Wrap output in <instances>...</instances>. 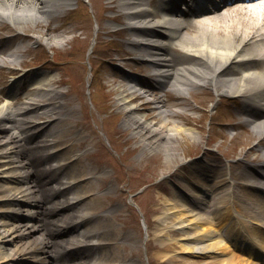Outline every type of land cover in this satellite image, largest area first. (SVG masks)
I'll return each mask as SVG.
<instances>
[{
    "label": "rangeland",
    "instance_id": "obj_1",
    "mask_svg": "<svg viewBox=\"0 0 264 264\" xmlns=\"http://www.w3.org/2000/svg\"><path fill=\"white\" fill-rule=\"evenodd\" d=\"M110 1L99 0L98 6L96 0H75L70 7H61V11L49 18V26L42 22L36 26L29 23L22 28L0 21V45L8 42L23 54L19 65H0V102L4 100L2 95L10 89L11 77L22 79L29 93L33 92L28 85L30 77L41 78L44 76L41 73L55 76L52 86L55 92L51 93L53 100L42 96L40 103L24 114L23 118L28 119L25 125L21 118L13 122L17 131L22 129L24 141L18 155L22 161L29 162L27 169L33 173L27 181L32 190H36L35 198L21 205L33 208V216L29 218L30 215L25 213L11 212L12 205L7 203V198L13 196L7 187L17 184L6 181L4 173H0V223H26L30 219L34 226L40 225L47 233L45 237L58 244L50 248L55 251V262L52 260L51 264H92L99 260L110 248L103 245L95 250L92 245L102 232L99 231L102 226L103 231L109 233V238L124 234L116 242L120 247L113 248L112 253L117 259L111 264H149L152 253L147 249L146 241L155 238L157 216L168 210L169 203L179 201L177 192L189 202H197L194 194L203 198L202 188L189 183V180H203L208 188H212L209 179L197 177L199 174L196 175L195 169L198 163L229 174L219 191L225 193L232 189L238 195L236 201L240 206L258 199L252 189L248 190L243 185L247 181L254 185L257 180L252 172L264 163V138L259 139L250 122L241 124L245 120L240 110L243 99L238 96L218 97L207 85L182 95L169 86L157 85L150 64L144 65L130 55L133 52H129L128 43L134 38L131 31L125 29L126 21L119 24L114 19L119 11L108 7ZM61 24L65 25L64 28H74L73 34L65 35L68 42L49 47L44 39L59 38L56 28ZM120 30L124 31L118 32ZM3 52H0V57L5 56ZM138 79L148 86L147 91L153 94L151 99L165 100L170 110L182 111L178 114L180 116L169 117L166 121L168 127L172 128L175 122L185 125L196 132V139L186 133L152 136L147 142L157 150L150 152L146 149L142 138L133 134L135 128L129 129L124 125L125 111L116 103L119 94L127 91L132 80ZM20 98L17 99V102L20 100L17 107L26 100L23 96ZM53 101L62 104L59 118L47 129L42 128L46 119L41 115L44 103ZM147 101L134 103L141 112L154 113L146 123L154 122L160 126L163 120L156 115L159 113L156 104H147ZM183 104L189 107H182ZM32 120L34 122H30ZM36 123L40 126L37 127ZM28 126L31 130L23 128ZM52 131H55L50 138L53 144L43 150L35 149L36 144ZM33 132L37 135L31 136ZM9 135L5 133L2 136L6 138ZM55 138L60 139V143H56ZM63 140L75 146L68 148ZM240 172L250 178H242L236 185L234 180ZM67 181H73V184L64 185ZM73 195L81 197L76 201L72 199L74 204L68 205L65 200ZM225 201L229 203L228 198ZM205 203L209 209L211 199L206 197ZM80 212L90 215L82 222L81 232L70 227L69 231L58 236L55 231L50 233V228L59 230L62 229L61 224L69 226L71 220L77 221L81 215L82 219L84 215ZM42 233L31 236L35 245L40 237H44ZM14 237L15 234L10 236L15 242L7 249L17 257V264H41L31 254H18L22 242ZM81 240V243L76 242ZM67 244L70 246L63 248ZM135 248L139 257L120 258L123 253L130 257L128 253ZM236 254L245 256L241 252Z\"/></svg>",
    "mask_w": 264,
    "mask_h": 264
},
{
    "label": "bare ground",
    "instance_id": "obj_2",
    "mask_svg": "<svg viewBox=\"0 0 264 264\" xmlns=\"http://www.w3.org/2000/svg\"><path fill=\"white\" fill-rule=\"evenodd\" d=\"M74 1L0 0V21H8L14 27L22 28L29 23L36 26L42 22L49 26V18L61 11V7H70ZM180 1L185 2V0H111L108 5L110 9L119 11L117 15H114V19L121 22L127 19L126 27L132 32V36L144 35L151 41L147 48L149 49V64L156 84L161 87L169 86L179 95L187 94L193 88H202L203 85L209 86L218 97L242 96L246 98L255 90L264 92V3L250 0L243 5L227 8L225 11L218 8L211 13L200 14L194 20H190L187 26L182 24L178 26L174 25L173 14L178 15L183 11L178 6ZM194 1L197 5L201 4V0ZM96 3L99 6V0H96ZM157 12H160L163 17L156 16ZM64 27L65 25L61 24L56 28L60 34L59 38L44 39L49 47L68 42L65 35L73 34L74 28ZM111 32L108 31V33ZM75 40H77L76 37ZM128 46L132 52L138 50L136 41L131 40ZM2 51H6V54L0 57V65L7 63L19 65L23 55L19 50H12L4 45L0 47V52ZM41 74H44L41 78L30 77L28 82L33 92L27 93L25 89L22 96L27 94L26 100L21 102L20 106L17 107L12 93L6 94V99L0 103V167L2 166L0 173H4L3 177L7 178L6 181L17 184L7 187L8 193L13 196L7 198V203H11L12 213H25L30 215L29 218L34 215L33 208H23L21 204L35 198V191L27 181L28 176L33 172L30 168L27 169L29 162L22 161L18 155L20 144L23 141L22 129L17 131L12 123L17 118L24 119V114L28 113L32 106L40 103L38 101L42 96L51 98V93L55 92L52 87L55 76L49 77V74ZM20 84H22L21 81L18 86ZM147 88L148 86L139 79L132 80L127 91H122L116 102L117 106L125 111L124 125L129 129L135 128L133 134L142 138L141 142H144L146 149L150 152L157 150L147 142L152 136L186 133L196 139V132L194 133L185 125L175 122L172 128L168 127L166 121L169 117L182 114V111L170 110L166 107L167 101L165 100L151 99L153 94L147 91ZM144 99L149 100L147 104L150 102L156 104L159 112L156 115L162 117L163 120L160 126H156L154 122L146 123L149 117L154 116V113L145 114L135 105L134 101ZM44 104L41 115L46 119L42 128L50 126L57 120L59 109L62 108L61 102L53 101ZM181 106L189 107L187 104ZM27 120H23V125ZM130 123L134 125L129 126ZM250 124L259 139L264 138V112L250 117ZM34 125L35 123L33 127ZM67 131L69 130L66 129ZM5 133H10V135L4 138L2 135ZM54 133L55 131H52L45 135L44 140L37 143L35 149L43 150L51 146L53 140L50 138ZM34 135L36 134L32 136ZM54 141L60 143V139L55 138ZM63 142L68 148L75 146L69 141L63 140ZM78 146L81 147L82 144L79 143ZM196 165L195 173L199 174L197 177L202 176L207 181L209 179L212 188H208L203 180L196 182L189 180V183H196L202 188L203 198L194 194L193 197H196L197 202H189L177 192L176 197L179 201L176 204L169 203L168 210L157 216L155 238H148L146 241L147 249L152 253L149 256V264H264V186L262 191H259L257 186L247 181L243 187L248 190L252 189L259 197L252 205L241 204L240 206L236 201L238 195L232 189L225 193L219 191V188L226 183L228 173L213 169L208 165L200 163ZM252 173L258 178L257 180H263L264 184V163L255 167ZM242 178L248 180L250 176L240 172L235 177V184L237 185L238 180ZM69 182L73 184V181L63 184L67 185ZM73 196L65 200L68 205L74 204L72 199L76 201L81 197ZM204 196L208 200L211 199L212 204L209 209L204 206L206 205ZM226 198L229 199V203L225 201ZM83 215L82 219L81 215L77 221L71 220L69 226L61 224L62 229L50 228V233L55 231L58 236L64 231H69L70 227L81 232L82 222L90 217L88 213ZM10 225L12 227L7 228ZM103 228L102 226L99 229L102 232L92 245L95 250L103 245L109 246L111 250L109 248L100 259L98 258L99 260H94L92 264H111L117 259L112 251L114 247H120L116 242L124 234H115L113 238H109V233L106 234ZM41 232L44 237H40L35 245L36 242L31 241V236ZM102 233L104 235L101 236ZM12 234H15L14 238L17 237L22 242L21 252L18 254H31L41 264L52 263L55 251L50 248L55 244L58 246L57 242H53L49 237L46 238L45 230L40 225L34 226L29 219L26 223L23 221H15L12 224L0 223V264H17V257L7 249L8 245L15 242V239L10 238ZM82 241L76 242L81 243ZM68 246L70 244L63 245V248ZM236 252H241L247 258L238 256ZM123 254L120 255L122 259L140 256L137 248L131 249L128 253L130 257L126 253ZM119 264H124V262Z\"/></svg>",
    "mask_w": 264,
    "mask_h": 264
}]
</instances>
